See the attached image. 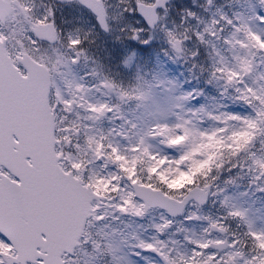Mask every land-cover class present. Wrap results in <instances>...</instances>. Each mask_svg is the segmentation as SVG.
Segmentation results:
<instances>
[{
	"label": "snow or ice",
	"instance_id": "1",
	"mask_svg": "<svg viewBox=\"0 0 264 264\" xmlns=\"http://www.w3.org/2000/svg\"><path fill=\"white\" fill-rule=\"evenodd\" d=\"M175 7L0 0V264H264V0Z\"/></svg>",
	"mask_w": 264,
	"mask_h": 264
},
{
	"label": "flooded vegetation",
	"instance_id": "2",
	"mask_svg": "<svg viewBox=\"0 0 264 264\" xmlns=\"http://www.w3.org/2000/svg\"><path fill=\"white\" fill-rule=\"evenodd\" d=\"M181 1H182V0H172L173 5L176 6V7L174 8L175 11H179L180 8H179L178 6L184 4V3H181ZM101 39H103V37H102ZM103 47L106 49L107 45H104ZM101 54H102V55H109V53H107L106 50L103 51ZM155 55H156L155 52H153V53H152V57H153V59H155ZM174 67H175V66H174Z\"/></svg>",
	"mask_w": 264,
	"mask_h": 264
},
{
	"label": "rangeland",
	"instance_id": "3",
	"mask_svg": "<svg viewBox=\"0 0 264 264\" xmlns=\"http://www.w3.org/2000/svg\"><path fill=\"white\" fill-rule=\"evenodd\" d=\"M181 3H184L185 4L186 3V0H182ZM170 70H177V69H176V67H171Z\"/></svg>",
	"mask_w": 264,
	"mask_h": 264
}]
</instances>
